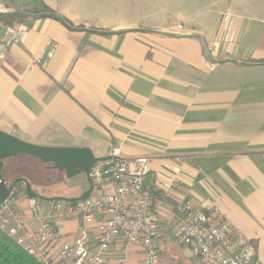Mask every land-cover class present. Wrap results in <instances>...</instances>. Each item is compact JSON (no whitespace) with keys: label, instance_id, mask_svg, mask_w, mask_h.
Returning <instances> with one entry per match:
<instances>
[{"label":"crops","instance_id":"1","mask_svg":"<svg viewBox=\"0 0 264 264\" xmlns=\"http://www.w3.org/2000/svg\"><path fill=\"white\" fill-rule=\"evenodd\" d=\"M43 7L55 17L40 16ZM0 10L25 15L23 42L0 61L1 131L96 157H149L162 264L193 260L176 203L159 197L172 179L178 202L223 215L264 264V0H0ZM79 176L67 199L90 188ZM17 201L38 228L28 195ZM102 222L86 225L92 242ZM81 226L66 220L62 231L71 238ZM132 251L141 260V248Z\"/></svg>","mask_w":264,"mask_h":264},{"label":"built area","instance_id":"2","mask_svg":"<svg viewBox=\"0 0 264 264\" xmlns=\"http://www.w3.org/2000/svg\"><path fill=\"white\" fill-rule=\"evenodd\" d=\"M224 22L227 27L222 36L223 50L229 51L234 35L230 15L224 16ZM24 37V29L12 28L0 20V61ZM58 47L57 42L52 43L42 58L49 60ZM150 171L149 157L140 156L133 162L115 151L111 158L92 167L93 192L87 199L43 203L28 195V211L39 223L38 228L30 225L28 212L11 197L18 189L16 184L10 197L0 203V229L42 264H108L119 241L117 264H162L161 224L153 210V194L145 188ZM175 182L172 179L162 183L159 197L176 203L181 219L179 236L193 254L192 264H260L248 238L223 215L178 202ZM21 185L25 187L26 183ZM96 215L103 216V222L96 242H92L86 225L93 223ZM70 219L82 223L71 238L62 231L63 223ZM136 246L143 257L135 262L131 255Z\"/></svg>","mask_w":264,"mask_h":264},{"label":"rangeland","instance_id":"3","mask_svg":"<svg viewBox=\"0 0 264 264\" xmlns=\"http://www.w3.org/2000/svg\"><path fill=\"white\" fill-rule=\"evenodd\" d=\"M3 171L0 173V180H8L9 185L0 182V199L6 200L11 195V185L18 179V189L11 197L20 200L28 193H34L35 197L43 203L60 196L67 199L76 194L80 180L84 178L80 174L69 177L67 171L61 167L53 168L52 163H46L31 155L20 153L5 159ZM22 182L26 186L21 185ZM251 243V242H250ZM252 244V243H251Z\"/></svg>","mask_w":264,"mask_h":264},{"label":"water","instance_id":"4","mask_svg":"<svg viewBox=\"0 0 264 264\" xmlns=\"http://www.w3.org/2000/svg\"><path fill=\"white\" fill-rule=\"evenodd\" d=\"M14 11H3L2 13H12ZM60 18H62L59 15ZM20 153L28 154L39 160L52 163L56 167H61L67 171L71 178L77 174L84 173L90 183V188L78 198L65 199L71 202L87 199L93 192V184L90 178L92 167L96 163L105 161L111 157H96L92 150L88 148H71V147H47L31 144L22 141L8 133L0 130V173L4 169L5 159L16 156ZM20 180L11 185V190ZM31 198H36L34 193H28ZM4 200L0 199V203Z\"/></svg>","mask_w":264,"mask_h":264},{"label":"trees","instance_id":"5","mask_svg":"<svg viewBox=\"0 0 264 264\" xmlns=\"http://www.w3.org/2000/svg\"><path fill=\"white\" fill-rule=\"evenodd\" d=\"M42 17H55V13L43 7ZM0 20L6 25L16 28L18 24L24 22L25 15L22 13H2ZM64 24L71 29H77L68 20ZM56 168L55 165H51ZM0 264H42L36 258L31 256L22 246H20L13 238H11L4 230L0 229Z\"/></svg>","mask_w":264,"mask_h":264}]
</instances>
